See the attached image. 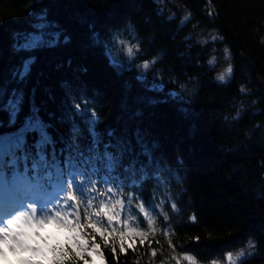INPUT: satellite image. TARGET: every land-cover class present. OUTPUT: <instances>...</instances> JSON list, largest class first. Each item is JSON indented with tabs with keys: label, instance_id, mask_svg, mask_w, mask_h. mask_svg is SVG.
Here are the masks:
<instances>
[{
	"label": "trees",
	"instance_id": "16d2710c",
	"mask_svg": "<svg viewBox=\"0 0 264 264\" xmlns=\"http://www.w3.org/2000/svg\"><path fill=\"white\" fill-rule=\"evenodd\" d=\"M46 3L52 16L72 32L74 40L67 48L37 53L39 60L29 84V87L36 85L37 105L57 109L63 95L58 81L65 70L57 71L56 64L69 57L74 66L76 63L88 66L84 77L92 100L88 107L100 114L101 128L115 122L124 96L123 82L132 81L134 91L139 88L133 79L135 69L117 76L100 50L86 51L81 47L84 30L73 19L74 14L80 13L95 20L98 27L113 25L114 31L131 22L136 39L127 32L117 39L139 43L141 54L133 63L159 57L149 75L155 74L165 82L176 81L165 91H183L184 106L190 113L187 119L183 118L176 104L170 102L157 106L146 120L166 154L173 161L177 157L182 160L179 169L172 164L182 175L181 183L170 185L171 192L163 193L170 197L169 206L164 209L169 223L166 225L158 218L155 227L159 234L151 237L157 257L151 258L147 244L138 246L136 252L120 254L118 261L109 249L102 248L106 264H161V261L174 264L169 260L172 251L164 235L167 231H171L177 251L181 248L190 251L201 264H211L213 259L217 264H229L227 254L235 256L241 250L246 255L239 264H264V0H163L162 3L46 0ZM30 6L38 7L34 0H0V80L19 62L8 49V34L27 29ZM172 14L175 19L169 21ZM186 16L190 18L181 25ZM203 29L213 31L214 35L203 34ZM109 47L121 60L125 59L118 44L110 43ZM213 59L214 63H210ZM229 65L233 67L231 78L219 81V71L224 72ZM45 89L56 96L55 103L48 100ZM82 98L78 96L77 102ZM27 112L26 100L21 118ZM0 121L6 124V114L0 112ZM67 128L66 124L60 127L65 143ZM11 130L0 126V134ZM73 140L76 144L87 143L83 126L80 138ZM60 146L58 143L57 148ZM144 189L147 199L153 187L145 184ZM172 202L177 204V211L171 210ZM141 226L146 227L144 223ZM48 231H55L54 226ZM250 239L255 242L252 249L247 247ZM0 259L15 264L11 253ZM96 262L101 264V258Z\"/></svg>",
	"mask_w": 264,
	"mask_h": 264
},
{
	"label": "snow or ice",
	"instance_id": "6c2138e0",
	"mask_svg": "<svg viewBox=\"0 0 264 264\" xmlns=\"http://www.w3.org/2000/svg\"><path fill=\"white\" fill-rule=\"evenodd\" d=\"M34 4L38 7L30 6L27 29L8 34V49L19 62L0 80V112L7 116L6 124L0 121V126L12 129L0 134V258L11 253L15 264H97L95 257L99 256L101 264H106L102 248L109 249L118 261L120 254L136 252L138 246L147 244L154 260L158 251L151 247V237L159 234L155 227L157 219L169 223L164 209L169 206L170 197L163 193L171 192L170 185L181 183L182 175L172 164L179 169L182 160L177 157L173 161L166 154L146 120L157 106L170 102L187 119L190 113L184 106L186 96L183 91H165L176 81L165 82L155 74L149 75L159 57L133 63L141 54L139 43L117 39L125 32L136 39L131 22L114 31L111 24L98 27L95 20L76 13L73 19L84 30L81 47L86 51L100 50L117 76L135 69L133 79L139 88L134 91L132 81L123 82L124 96L115 122L101 128L100 114L88 107L92 102L84 79L88 66L84 63L74 66L69 57L56 64L57 71L65 70L58 81L63 95L57 109L37 105L36 85L29 87L39 60L37 53L67 48L74 37L52 16L46 0H34ZM189 18L186 16L181 25ZM168 19H175V15ZM110 43L119 45L124 60L113 53ZM232 72L229 65L217 79L227 82ZM91 91L96 94L95 89ZM244 91L242 87L241 93ZM45 93L49 101L56 102L50 89H45ZM78 96L83 98L77 102ZM26 100L28 112L21 118ZM65 124L66 143L60 133ZM82 126L87 143L76 144L73 137L80 138ZM145 184L153 187L147 199ZM125 188L136 190L126 192ZM170 208L177 211V204L172 202ZM50 226L55 231L49 232ZM164 235L172 251L170 261L201 264L190 251L183 248L177 251L171 231ZM247 247L254 248L255 242L250 239ZM245 255L244 250L235 256L229 252L227 261L239 264ZM0 264L11 261L0 259ZM211 264L217 261L213 259Z\"/></svg>",
	"mask_w": 264,
	"mask_h": 264
},
{
	"label": "rangeland",
	"instance_id": "374dc122",
	"mask_svg": "<svg viewBox=\"0 0 264 264\" xmlns=\"http://www.w3.org/2000/svg\"><path fill=\"white\" fill-rule=\"evenodd\" d=\"M203 34H208V36H213L214 35V32L213 31H211V30H204L203 29V32H202ZM222 69V68H221ZM221 73H223V71L222 70H220L219 71V75L221 74ZM218 75V76H219ZM5 219H6V217H5ZM95 259H96V261H98L99 260V256H97V257H95Z\"/></svg>",
	"mask_w": 264,
	"mask_h": 264
}]
</instances>
